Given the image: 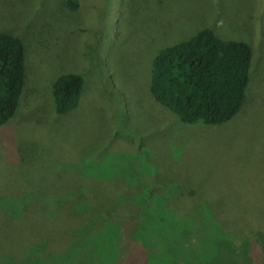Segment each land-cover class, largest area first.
Wrapping results in <instances>:
<instances>
[{"label":"rangeland","instance_id":"rangeland-1","mask_svg":"<svg viewBox=\"0 0 264 264\" xmlns=\"http://www.w3.org/2000/svg\"><path fill=\"white\" fill-rule=\"evenodd\" d=\"M66 1L0 0L26 48L0 128V264H264V0ZM207 28L251 45L250 83L231 121L187 125L151 95L152 63ZM68 73L84 87L59 115ZM201 210L239 213L251 255L186 218Z\"/></svg>","mask_w":264,"mask_h":264},{"label":"trees","instance_id":"trees-1","mask_svg":"<svg viewBox=\"0 0 264 264\" xmlns=\"http://www.w3.org/2000/svg\"><path fill=\"white\" fill-rule=\"evenodd\" d=\"M77 6V0L66 1L70 10H76ZM253 55L249 43L224 39L212 29H203L189 39L158 52L151 69V95L184 124L216 126L227 123L244 105ZM25 61L23 40L0 31V128L14 119L20 108L26 84ZM83 87L82 75H60L52 89L56 113L66 115L75 110L80 104ZM226 213L222 220L224 223L203 210L199 217L194 212L186 218H197L198 223L214 227L218 236L231 244L232 255L243 252L246 258L252 251L251 246H246L247 239H251L250 235L256 231L253 229L246 233L248 236L244 232L236 234V229L241 227L238 226L239 213ZM263 214L259 220L264 219ZM134 240L141 247L140 240ZM258 241L261 240L258 238Z\"/></svg>","mask_w":264,"mask_h":264}]
</instances>
